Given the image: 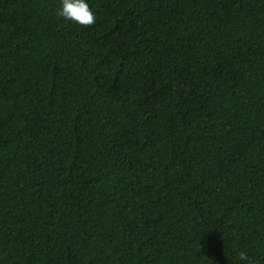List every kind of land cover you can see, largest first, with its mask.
I'll return each instance as SVG.
<instances>
[{
    "label": "trees",
    "instance_id": "trees-1",
    "mask_svg": "<svg viewBox=\"0 0 264 264\" xmlns=\"http://www.w3.org/2000/svg\"><path fill=\"white\" fill-rule=\"evenodd\" d=\"M0 0V264H264V0Z\"/></svg>",
    "mask_w": 264,
    "mask_h": 264
},
{
    "label": "clouds",
    "instance_id": "clouds-1",
    "mask_svg": "<svg viewBox=\"0 0 264 264\" xmlns=\"http://www.w3.org/2000/svg\"><path fill=\"white\" fill-rule=\"evenodd\" d=\"M61 7L56 15L81 26H91L96 22V16L85 0H60ZM237 258L243 264H255L254 258L243 250L237 252Z\"/></svg>",
    "mask_w": 264,
    "mask_h": 264
}]
</instances>
